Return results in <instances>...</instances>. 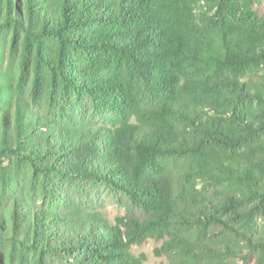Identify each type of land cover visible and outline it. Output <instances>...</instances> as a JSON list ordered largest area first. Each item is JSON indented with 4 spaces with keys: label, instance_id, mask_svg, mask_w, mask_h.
<instances>
[{
    "label": "trees",
    "instance_id": "obj_1",
    "mask_svg": "<svg viewBox=\"0 0 264 264\" xmlns=\"http://www.w3.org/2000/svg\"><path fill=\"white\" fill-rule=\"evenodd\" d=\"M200 1L0 0V264H264V20Z\"/></svg>",
    "mask_w": 264,
    "mask_h": 264
},
{
    "label": "rangeland",
    "instance_id": "obj_2",
    "mask_svg": "<svg viewBox=\"0 0 264 264\" xmlns=\"http://www.w3.org/2000/svg\"><path fill=\"white\" fill-rule=\"evenodd\" d=\"M244 4L247 6L254 7L258 20H264V0H241L240 6L244 7ZM199 8L203 10L206 14L209 13V5L205 0H201ZM211 15V14H210ZM75 114L81 118L86 117L89 121L100 124L103 122L104 117H100L98 113L94 112L90 103L85 99L77 101L75 107ZM44 176L40 174L35 179L28 178V184L30 187L35 189V192L29 191L28 195L33 197L34 200L41 202V195L39 189L42 188V180ZM53 190H50L44 196L45 204H54L58 196L55 192V188L59 187L57 182H51ZM64 189L68 200H74L79 205H90L96 206L99 210L106 216L112 223L115 224L116 218L124 217L127 215L128 210L126 206L125 198L122 195H119L106 186L96 185L92 186L89 184H69L67 182H62L60 184ZM264 227V219L259 221L258 230L264 235V230L261 229ZM163 244L162 241L149 240L141 246L133 247V253L136 256L144 255L147 259L145 264H168V260L164 257H157L155 250L161 247ZM21 259L20 251L15 254V258L12 260L11 264H19ZM26 264V263H25Z\"/></svg>",
    "mask_w": 264,
    "mask_h": 264
}]
</instances>
